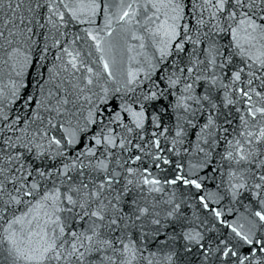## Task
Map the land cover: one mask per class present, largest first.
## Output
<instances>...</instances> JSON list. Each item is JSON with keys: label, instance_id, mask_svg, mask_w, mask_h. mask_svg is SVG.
Wrapping results in <instances>:
<instances>
[{"label": "snow or ice", "instance_id": "snow-or-ice-1", "mask_svg": "<svg viewBox=\"0 0 264 264\" xmlns=\"http://www.w3.org/2000/svg\"><path fill=\"white\" fill-rule=\"evenodd\" d=\"M0 264H264V0H0Z\"/></svg>", "mask_w": 264, "mask_h": 264}]
</instances>
